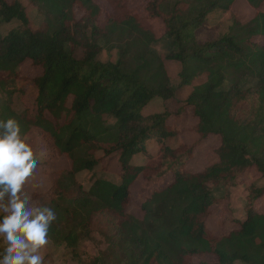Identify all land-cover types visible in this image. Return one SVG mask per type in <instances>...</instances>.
<instances>
[{
  "label": "trees",
  "instance_id": "trees-1",
  "mask_svg": "<svg viewBox=\"0 0 264 264\" xmlns=\"http://www.w3.org/2000/svg\"><path fill=\"white\" fill-rule=\"evenodd\" d=\"M131 1L28 0L44 16L37 26L23 0H0V25L13 23L0 32V90L7 97L0 119L15 118L25 138L34 133L70 163L53 170L51 156L34 154L33 176L42 179L26 184L24 195L31 194L30 206L55 211L47 239L77 264H264V211L257 206L264 200V0H244L254 15L234 17L226 32L203 42L196 32L210 14L238 0H142L145 15ZM154 20L163 24L160 35ZM103 39L118 50L117 61L99 59ZM161 40L165 55L153 49ZM166 61L181 65L178 87L191 90L179 111L192 109L190 128L171 124L167 110L144 113L154 98L176 96ZM26 63L36 76L25 73ZM245 76L254 84L242 86ZM15 93L21 112L12 109ZM106 116L115 122L106 124ZM211 135L220 137L216 160L191 170L197 145ZM138 154L144 163L132 162ZM114 157L119 183L101 177L86 190L77 181ZM250 171L258 176L246 184V216L231 217L238 227L219 236L208 219ZM138 180L140 203L133 206ZM101 216L113 227L108 248L84 259L78 249Z\"/></svg>",
  "mask_w": 264,
  "mask_h": 264
},
{
  "label": "rangeland",
  "instance_id": "rangeland-1",
  "mask_svg": "<svg viewBox=\"0 0 264 264\" xmlns=\"http://www.w3.org/2000/svg\"><path fill=\"white\" fill-rule=\"evenodd\" d=\"M104 1V0H102ZM24 4L28 6L29 14L35 25L39 26L44 21V16L34 7H32L28 0H23ZM238 7H234L231 10L224 11L222 9H217L210 14L206 22L202 25L200 29L197 30L196 35L200 42L205 40H213L218 38L224 32L228 30V26L233 21L234 17H239L243 21L248 20L252 17L248 11L243 13L239 11V7L242 9L240 4ZM130 7L135 13L145 15L144 2L142 0H132ZM109 7L106 6L105 10H108ZM250 10V9H249ZM253 10V9H252ZM255 11V10H254ZM249 14V15H248ZM15 24V23H14ZM153 24L156 26L157 34H162L163 24L158 20H154ZM13 23L2 24L0 25V32L5 34L11 27ZM101 52L99 54V59L101 61H117L119 58V52L117 49H109L106 43V40L100 41ZM167 41L161 40L153 45V49L161 55L166 54ZM166 66L170 76L171 84L177 88V93L175 98L170 100H163L161 98H154L144 109L145 114H151L155 112H161L167 110L172 113L170 118V123L177 126L178 128H190L194 123L195 119L192 115V109L188 108L185 113H179L181 107L183 106L184 100L187 98L190 93V88H179V78L178 74L181 69V65L176 61H166ZM24 71L31 77H34L38 72L33 69L30 63L24 65ZM254 84V79L251 76H245L242 80V86H249ZM20 86V84H18ZM228 86V83H226ZM6 94L0 90V106L3 101H6ZM22 96L19 93H15L12 98V109L14 111L21 112L24 110V103L22 102ZM106 124H113L115 120L112 117L106 116L104 118ZM33 132H36L35 130ZM190 140L196 138V136L191 132L189 133ZM30 136V137H29ZM26 137L27 143L31 146L34 154L40 159L50 157L48 161V167L57 170L59 168H64L69 166V162L65 156L56 155L51 149L45 148L42 139L33 135ZM220 144V137L218 135H211L206 140L200 142L195 150L194 158L189 163V168L193 171L203 170L206 166L212 164L216 160L214 154V149ZM155 141H152L148 145V149L151 152H155L158 147ZM53 152V153H52ZM99 156L102 155V152L97 153ZM44 160V159H43ZM146 160V157L142 155H137L133 159L134 162ZM132 161V162H133ZM111 158L106 159L105 163L110 164ZM117 157H114V161L109 165V171H106L103 167V164H99L92 171H82L77 176V181L82 184L84 189L88 190L95 179L97 178H108L116 183L120 182V177L118 175L117 167ZM138 164V163H137ZM258 174L255 171H250L247 176V180L244 183H241L237 186L231 187L229 189V197L223 198L221 193L222 189L217 190L216 195L220 198V203L214 207L212 215L208 219V225L210 228L219 236H225L233 229L237 228L238 225L231 217L238 219H243L246 216V204H247V190L246 184L250 179L257 178ZM246 177V175H245ZM42 179L41 175L33 176L29 179L28 183L31 182V185L37 186L38 182ZM27 183V184H28ZM139 189H140V180H138L132 189V203L133 206L139 205ZM25 196L29 199L31 194L25 192ZM260 211H264V200L258 201L257 204ZM228 218V219H227ZM113 233V227L111 226L110 221L106 217H98L95 228L92 231L91 235L85 240L78 252L82 255L84 259H89L93 256L99 255V253L105 251L108 248V240ZM41 255L44 261V264H77L72 259V253L66 251L63 247L53 248L50 241L42 249ZM197 262V259H196ZM236 264H247L242 261H237Z\"/></svg>",
  "mask_w": 264,
  "mask_h": 264
},
{
  "label": "clouds",
  "instance_id": "clouds-1",
  "mask_svg": "<svg viewBox=\"0 0 264 264\" xmlns=\"http://www.w3.org/2000/svg\"><path fill=\"white\" fill-rule=\"evenodd\" d=\"M38 163L20 123L0 119V264H44L41 251L57 217L24 195Z\"/></svg>",
  "mask_w": 264,
  "mask_h": 264
},
{
  "label": "crops",
  "instance_id": "crops-1",
  "mask_svg": "<svg viewBox=\"0 0 264 264\" xmlns=\"http://www.w3.org/2000/svg\"><path fill=\"white\" fill-rule=\"evenodd\" d=\"M238 4H240V6L242 7V9L239 7V11L240 12H244V11H248V13L249 14H251L252 16L254 15V13H255V11L254 10H249V6L247 5V3L244 1V0H238L237 1V3L232 7V9L234 8V7H238L239 5ZM248 14V15H249ZM158 145V144H157ZM158 147V146H157ZM157 151V150H156ZM138 155H142V154H138ZM135 156H137V155H135ZM135 156L132 158V161H133V159L135 158ZM144 156V155H143ZM146 160H142V161H139V162H134V163H144Z\"/></svg>",
  "mask_w": 264,
  "mask_h": 264
}]
</instances>
